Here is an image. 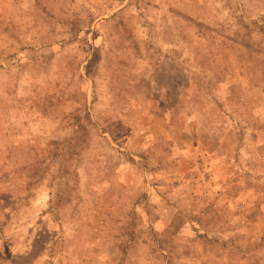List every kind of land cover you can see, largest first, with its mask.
Listing matches in <instances>:
<instances>
[{
  "label": "rangeland",
  "instance_id": "374dc122",
  "mask_svg": "<svg viewBox=\"0 0 264 264\" xmlns=\"http://www.w3.org/2000/svg\"><path fill=\"white\" fill-rule=\"evenodd\" d=\"M0 264H264V0H0Z\"/></svg>",
  "mask_w": 264,
  "mask_h": 264
}]
</instances>
